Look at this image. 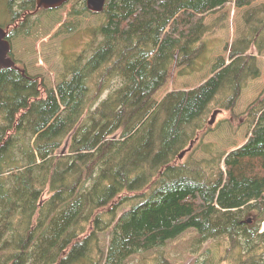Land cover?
Returning <instances> with one entry per match:
<instances>
[{
  "label": "trees",
  "instance_id": "16d2710c",
  "mask_svg": "<svg viewBox=\"0 0 264 264\" xmlns=\"http://www.w3.org/2000/svg\"><path fill=\"white\" fill-rule=\"evenodd\" d=\"M231 1L107 0L56 87L19 65L0 69V264H127L189 229L200 243L224 237V260L264 264V90L245 112L254 126L245 144L179 157L208 132L214 108L234 111L262 76L264 9L248 11L204 83L157 97L173 66L188 75L212 63L210 34ZM36 9L37 0H0L11 42L40 24ZM88 11L84 0L69 16ZM78 29L68 22L57 34Z\"/></svg>",
  "mask_w": 264,
  "mask_h": 264
},
{
  "label": "rangeland",
  "instance_id": "374dc122",
  "mask_svg": "<svg viewBox=\"0 0 264 264\" xmlns=\"http://www.w3.org/2000/svg\"><path fill=\"white\" fill-rule=\"evenodd\" d=\"M83 1L69 0L61 8L37 11L36 17L40 19V24L31 34L12 40V58L19 62L18 65L22 69H25L30 75L39 77L43 83L50 87H56L61 79L67 59L70 56L76 57L79 53L85 51L86 47L92 42L90 33L104 20L103 14L92 11L70 17V11L74 7H81ZM262 8L264 9V0H256L251 6L242 8L237 7L236 0L231 1L227 8L222 10V12L227 11L228 14L224 28L220 29L216 35L210 34L209 44L214 47L212 63L204 69L188 75L182 74V70L173 66L170 78L158 90V99L161 100L172 90H188L200 86L210 78L216 57L224 55L229 58L230 52L226 50V46L230 45L231 47L246 28L248 11ZM4 12L1 10V13ZM220 14L221 12L208 14L204 25L212 23ZM68 22L79 23L78 31L72 34H57ZM1 24L4 25V21L0 17ZM4 27H8L7 23ZM250 52L258 53L254 46ZM257 55L261 61L262 76L249 81L234 111L214 108L210 112L208 119L214 122L212 125L210 124L206 134L200 135L199 133V140L193 144L191 150L192 155L196 158H209L211 149L219 152H231L245 144L250 138L254 126L246 121L245 112L264 90V52ZM161 59L163 58L161 57ZM104 96H106V93ZM216 111L218 113L214 119L213 115ZM118 135L119 133L115 137H118ZM69 140L70 138H68L62 150L68 148ZM222 165L224 164L222 163ZM263 228L264 221L261 224V231ZM110 237V232L101 235V245L104 251H107ZM199 239L200 234L197 230L189 229L178 237L169 240L162 247L131 256L127 264H236L233 260L223 259L227 246L224 237L202 243L198 241Z\"/></svg>",
  "mask_w": 264,
  "mask_h": 264
},
{
  "label": "water",
  "instance_id": "95a60500",
  "mask_svg": "<svg viewBox=\"0 0 264 264\" xmlns=\"http://www.w3.org/2000/svg\"><path fill=\"white\" fill-rule=\"evenodd\" d=\"M69 0H37V9L36 11H39L41 9H58L67 4ZM107 0H87V6L88 9L95 13H101L105 10ZM10 26L3 27L0 25V69L2 68H10V67H16L20 68L17 64V62L12 58L11 51H12V42L8 39V32H9ZM24 75H27V72L25 69L20 68ZM218 111H216L213 115V118L215 119V116L217 115ZM213 120L211 121V124H213ZM199 140V134L197 138L192 141L191 145L183 150L179 157L180 159H183L188 152H190L193 148V144ZM248 222H251V219L248 220Z\"/></svg>",
  "mask_w": 264,
  "mask_h": 264
},
{
  "label": "flooded vegetation",
  "instance_id": "af4514ba",
  "mask_svg": "<svg viewBox=\"0 0 264 264\" xmlns=\"http://www.w3.org/2000/svg\"><path fill=\"white\" fill-rule=\"evenodd\" d=\"M253 220L250 222V223H253V222H255L256 220H257V217L256 216H254V218H252Z\"/></svg>",
  "mask_w": 264,
  "mask_h": 264
},
{
  "label": "bare ground",
  "instance_id": "6f19581e",
  "mask_svg": "<svg viewBox=\"0 0 264 264\" xmlns=\"http://www.w3.org/2000/svg\"><path fill=\"white\" fill-rule=\"evenodd\" d=\"M210 124H211V121H210ZM211 125H212V124H211ZM76 127H77V126H76ZM190 145H191V144H190ZM190 145H189V146H190ZM186 149H187V148H186ZM184 150H185V149H184Z\"/></svg>",
  "mask_w": 264,
  "mask_h": 264
}]
</instances>
